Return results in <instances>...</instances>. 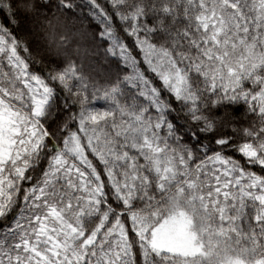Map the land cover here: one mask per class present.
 I'll list each match as a JSON object with an SVG mask.
<instances>
[{
  "label": "snow or ice",
  "instance_id": "6c2138e0",
  "mask_svg": "<svg viewBox=\"0 0 264 264\" xmlns=\"http://www.w3.org/2000/svg\"><path fill=\"white\" fill-rule=\"evenodd\" d=\"M0 264H264V0H0Z\"/></svg>",
  "mask_w": 264,
  "mask_h": 264
},
{
  "label": "trees",
  "instance_id": "16d2710c",
  "mask_svg": "<svg viewBox=\"0 0 264 264\" xmlns=\"http://www.w3.org/2000/svg\"><path fill=\"white\" fill-rule=\"evenodd\" d=\"M98 106H102V105H98ZM241 110H242V109H241ZM228 155H234L235 158H237V159H242L241 156H240L239 154H234V153H232V152H229ZM129 227H130V226H129Z\"/></svg>",
  "mask_w": 264,
  "mask_h": 264
}]
</instances>
